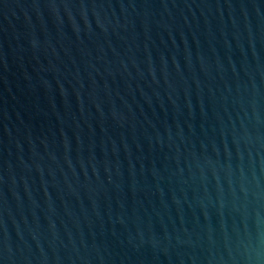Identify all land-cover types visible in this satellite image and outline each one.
<instances>
[{"label": "water", "instance_id": "obj_1", "mask_svg": "<svg viewBox=\"0 0 264 264\" xmlns=\"http://www.w3.org/2000/svg\"><path fill=\"white\" fill-rule=\"evenodd\" d=\"M0 264H264V0H0Z\"/></svg>", "mask_w": 264, "mask_h": 264}]
</instances>
